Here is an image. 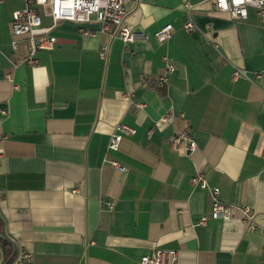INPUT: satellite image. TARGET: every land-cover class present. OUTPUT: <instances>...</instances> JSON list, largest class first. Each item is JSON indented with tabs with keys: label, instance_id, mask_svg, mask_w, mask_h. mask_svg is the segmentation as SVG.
Segmentation results:
<instances>
[{
	"label": "crops",
	"instance_id": "crops-1",
	"mask_svg": "<svg viewBox=\"0 0 264 264\" xmlns=\"http://www.w3.org/2000/svg\"><path fill=\"white\" fill-rule=\"evenodd\" d=\"M185 1L124 0L146 41L124 43L94 20L87 36L58 23L35 64L19 62L24 40L11 44L25 0L0 4V264L6 241L15 258L31 253L24 264H139L156 248L176 250L177 264H264V15L248 7L232 20L211 0H187L189 11ZM165 55L175 69L161 85ZM235 68L250 77L234 79ZM119 123L135 133L109 150ZM182 130L192 157L170 147ZM198 174L207 188L191 184ZM210 187L248 205L250 222L211 217Z\"/></svg>",
	"mask_w": 264,
	"mask_h": 264
},
{
	"label": "built area",
	"instance_id": "built-area-1",
	"mask_svg": "<svg viewBox=\"0 0 264 264\" xmlns=\"http://www.w3.org/2000/svg\"><path fill=\"white\" fill-rule=\"evenodd\" d=\"M4 0H0V4ZM206 1V0H204ZM212 6L222 12H226L232 20H245L247 18L248 7H254L257 12L264 15V0H211ZM184 7L189 11L192 5L186 0ZM47 16L51 19V25H44L42 17ZM127 12L124 7V0H25V7L14 11L11 31L12 48L17 51L19 42L25 41L27 54L19 62L26 61L35 64L38 59L36 54L40 50H49L54 47L56 38L52 34L54 27L63 21H71L79 25V31L82 35H89L88 29L84 26L90 22L97 21L101 23L102 30L106 31L113 27V34L124 43L134 42L136 40L146 41L148 36L143 32L134 31L126 20ZM187 30H192L194 25L191 21L185 23ZM173 27L170 23L163 25L158 29L154 37L157 42H166L171 36ZM107 47H102L100 56L104 57ZM164 70L158 77V83L163 85L167 82L168 76L174 71V65L170 62L167 55L163 56ZM17 63H14L16 66ZM232 77H246L250 75L248 71L242 68H235ZM145 107L144 103L133 101L131 109L135 112ZM5 113V111H4ZM135 129L127 124L119 123L115 126L113 133L110 134L107 149L117 150L121 139L124 136H131ZM170 147L174 151L183 150L185 155L192 157L197 149L195 140L190 136L187 130L174 133L170 138ZM3 157V149L0 148V161ZM111 164L119 170H125L117 161L112 160ZM192 185H199L201 188H207L208 185L201 175H195L190 178ZM211 207L210 215L215 219L227 221L233 218L241 217L245 223L251 220V209L248 205H236L234 203H225L218 198L219 188L210 187ZM5 198L4 191L0 189V202ZM113 201L107 202L109 209L113 208ZM206 216L203 215L198 223L204 224ZM178 252L174 249L156 248L151 254L142 255L139 264H177ZM32 255L30 252L23 251L15 258L16 264H24L30 261Z\"/></svg>",
	"mask_w": 264,
	"mask_h": 264
},
{
	"label": "trees",
	"instance_id": "trees-1",
	"mask_svg": "<svg viewBox=\"0 0 264 264\" xmlns=\"http://www.w3.org/2000/svg\"><path fill=\"white\" fill-rule=\"evenodd\" d=\"M4 246L6 248V261L5 264L11 263L15 259V251L10 246V243L8 241L4 242Z\"/></svg>",
	"mask_w": 264,
	"mask_h": 264
}]
</instances>
